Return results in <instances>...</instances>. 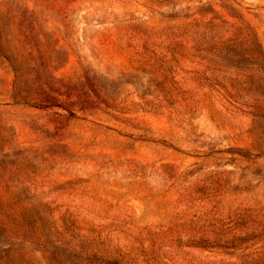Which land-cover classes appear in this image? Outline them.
Here are the masks:
<instances>
[{"label":"rangeland","instance_id":"obj_1","mask_svg":"<svg viewBox=\"0 0 264 264\" xmlns=\"http://www.w3.org/2000/svg\"><path fill=\"white\" fill-rule=\"evenodd\" d=\"M0 264H264V0H0Z\"/></svg>","mask_w":264,"mask_h":264}]
</instances>
